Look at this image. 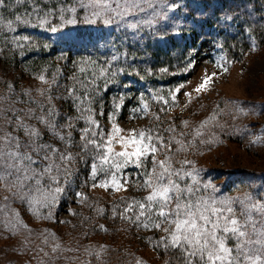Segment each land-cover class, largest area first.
<instances>
[{
  "label": "rangeland",
  "instance_id": "rangeland-1",
  "mask_svg": "<svg viewBox=\"0 0 264 264\" xmlns=\"http://www.w3.org/2000/svg\"><path fill=\"white\" fill-rule=\"evenodd\" d=\"M82 2L86 0H12L17 5L15 13L21 15L25 10L31 12L33 5L44 10L54 9L55 13L46 28L34 26V14L31 24H20L16 32L0 30V101L10 95L11 89L16 94L12 95V100L25 90L43 102L47 92L41 95L36 89L47 90L48 82L55 76L59 87L54 86L51 91L54 106L63 113L75 115L64 85L71 83L70 77L78 74L79 58L91 55L102 63L106 57L119 52L118 66L125 68L126 72L115 77V83L107 88H103L101 82V91L94 104L99 113L102 103L104 115H97L102 125L110 126L107 114L115 110L123 127L159 125L163 135L167 136L169 133L164 129L170 124L175 126L177 133L195 132L201 121L215 116L205 125L202 137L208 140L211 136L213 142L197 144L195 151L181 153V157L186 155L194 160L195 165L202 169L204 179H211L223 193L236 195L245 190L264 193V187H261L264 185V145L252 142L253 137L264 141V0H152L165 16L158 18V25L152 28L144 25L140 31L105 25L102 20L86 21L80 7ZM172 3L175 8L164 7ZM71 7L77 8L78 23L52 32L51 24L60 23V9H69L64 13L68 18L72 15ZM43 14L40 13L41 17ZM0 15L14 18L6 12H0ZM150 15L151 12L147 13L143 19ZM177 27L180 29L178 32L174 30ZM15 35L29 36L32 44L24 48L14 47L12 37ZM69 35L92 39L72 42L67 40ZM97 38L102 39L97 43ZM162 48L173 53L172 64L162 63ZM62 53L68 59L62 58ZM35 56L44 57L40 62L44 64L40 72H36V65L29 61ZM190 57L195 62L194 68L187 66ZM217 61L228 71L218 68ZM205 70L219 75L199 95L192 91L191 103L186 104L184 92L195 88ZM41 74L45 75V81L39 80ZM178 84L187 85L178 94V103L164 106L151 98V93L155 92L170 100L169 89ZM61 94L65 99L59 98ZM141 96L149 100L147 115L129 119L131 109L142 103ZM23 99L27 101L28 98L25 95ZM117 104L121 107L116 108ZM18 106L36 107L33 103ZM165 107L166 111H160ZM83 126L80 122L79 127ZM74 135L79 141V132ZM177 138L180 139L179 136ZM72 150L79 151V148ZM75 167L78 174L70 180L66 195L54 209L56 219L34 216L26 205L17 201L12 207L19 210L20 219L32 234L28 229H21L14 236H9L0 215V264H21L29 260L30 264H37L34 258L37 256L43 259L44 264H84L86 260H91L92 264H138L141 260L143 264H164L159 261L162 258H156L153 247L162 232L130 228L129 222L121 218L119 220L124 223L120 222L122 227H116L117 232H114L105 219L107 215L112 217L111 206L119 202L120 197L140 198L144 195L133 187L136 167L127 169L133 174V180L126 191L81 187L88 175V164L80 161ZM77 191L85 192L91 201H95L93 207L88 206L89 201L79 203L75 197ZM5 194L0 189V196ZM97 207H103L107 215L104 212L98 214ZM67 208L75 209L77 214L67 212ZM99 225L106 226L107 230ZM44 236L49 237L47 243H44ZM25 241H28L27 252L20 247ZM55 243L60 244L61 250L51 253V246ZM36 246L42 247L49 255L44 256V252L39 250L31 251ZM120 247L124 249L121 251L124 256L114 258L113 249ZM77 248L79 251L71 250ZM96 252H100L99 258L94 255ZM54 255L59 258L51 259Z\"/></svg>",
  "mask_w": 264,
  "mask_h": 264
},
{
  "label": "snow or ice",
  "instance_id": "snow-or-ice-1",
  "mask_svg": "<svg viewBox=\"0 0 264 264\" xmlns=\"http://www.w3.org/2000/svg\"><path fill=\"white\" fill-rule=\"evenodd\" d=\"M16 7L12 0H0V12L14 17L9 19L0 15V30L16 32L20 24H31L34 14V26L40 28L48 27L54 19V9L44 10L39 5H33L31 12L25 10L21 15L15 13ZM80 7L86 21L102 20L105 25L136 31L144 25L149 28L158 25V18L165 16L152 0H86ZM164 7L175 8L176 5L165 4ZM66 11L69 9H60V23L51 24L52 32L78 23L77 8H70L72 15L68 18L64 15ZM149 12L151 15L143 19ZM174 30L180 31L178 27ZM91 39L67 37L72 42ZM100 39L97 38V43ZM12 43L16 48H24L32 44V39L26 35H15ZM61 57L68 59L63 53ZM119 61V52L106 57L102 63L91 55L79 58L78 74L71 76V83L64 85L75 115L63 113L54 106L51 91L54 86L59 87L55 76L53 81L48 82L47 90L36 89L41 95L47 92L43 102L37 101L25 90L12 100V95L16 94L11 89L10 95L0 101V189L6 193L0 196V215L9 236H14L21 229H28L32 234V230L20 219L19 210L12 207L17 201L26 205L34 216L45 220L56 219L54 209L60 205L61 197L66 195L70 180L78 174L75 166L80 161L88 164V175L81 187L91 189L100 187L126 191L133 180V174L127 169L135 166L137 171L133 187L144 195L140 198L120 197L119 202L111 206V214L113 218L128 221L130 228L162 232L153 247L175 254L164 264H264V193L249 190L236 195L223 193L211 179H204L202 169L195 165L194 160L186 155L181 157V153L195 151L197 144L213 142L211 136L208 140L202 137L205 125L215 116L201 121L195 132L177 133L175 126L170 124L164 129L169 133L167 136L163 135L159 125L125 128L118 122L115 110L107 114L110 126L102 125L97 119V115H104L102 103L99 113L94 107L101 82L103 88H107L115 83V77L126 72L125 68L118 66ZM187 66L195 67L191 57ZM217 67L228 71L219 61ZM218 75V72L205 70L195 88L184 92L185 103H191L192 91L199 95L214 83V77ZM39 80L45 81V75L41 74ZM186 87V84H178L169 89L170 100L155 92L151 93V98L164 106L176 104L178 94ZM25 95L27 101L23 99ZM59 98L65 99V95L61 94ZM141 101L138 107L131 109L129 119H135L140 114L147 115L149 100L141 96ZM21 103H33L36 107L21 108L18 106ZM120 107V104L116 105V108ZM166 110V107L160 109ZM80 122H83V127H79ZM183 123L186 125L187 121ZM77 131L79 141L74 135ZM252 142L264 145L259 137H253ZM74 148H79V151H73ZM75 197L81 204L89 201L90 208L95 203L83 191H77ZM65 210L77 214L75 209ZM96 211L100 214L105 210L97 207ZM99 227L107 230L104 225ZM48 239L44 236V243ZM20 247L27 252L28 241ZM37 250L44 252L40 246L31 249L33 252ZM60 250L59 243L52 244L51 253ZM71 250L79 251L78 248ZM48 255L44 252V256ZM89 255L93 253L89 252ZM94 255L99 258L100 252ZM34 258L37 264H44L41 257ZM57 258L55 255L51 257L53 260ZM21 264H30V260ZM84 264H92V261L86 260ZM138 264H143V261Z\"/></svg>",
  "mask_w": 264,
  "mask_h": 264
},
{
  "label": "trees",
  "instance_id": "trees-1",
  "mask_svg": "<svg viewBox=\"0 0 264 264\" xmlns=\"http://www.w3.org/2000/svg\"><path fill=\"white\" fill-rule=\"evenodd\" d=\"M160 52L164 53V56H163V59H162V63H170V64H172L174 62L173 61V57H174L173 53L170 52L168 49L164 50V48H162V49H160ZM42 60H44V57H39V56L32 57L31 60H29L31 62V64H35L36 65L35 67L38 69V70H36V72H40V70L42 69L41 67L44 65L43 63L42 64L40 63V62H42ZM103 95L107 96V94L105 95L104 93H103ZM125 103L126 104L128 103L127 100H125ZM106 211H108V213H109L108 208L106 209ZM106 213L107 212H104V215H107ZM105 219H107L108 224L111 226V229H114V232H117L116 227H120V228L122 227L120 222L124 223L123 221L119 220V217L113 218L110 215H109V217H108V215L105 216ZM122 249L123 248L120 247V248L113 249L114 251L111 250L113 252L112 256L114 258L123 257L124 254H123V252L121 253ZM154 249H155V253H156V258H158V259L162 258L163 259V260H159L160 262H164L165 258H166V260H168L170 257H173L175 255L172 252L165 253V252H163L160 249H156V248H154ZM123 251H124V249H123Z\"/></svg>",
  "mask_w": 264,
  "mask_h": 264
}]
</instances>
